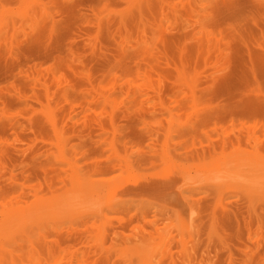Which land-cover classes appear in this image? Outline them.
Listing matches in <instances>:
<instances>
[{
  "label": "rangeland",
  "instance_id": "1",
  "mask_svg": "<svg viewBox=\"0 0 264 264\" xmlns=\"http://www.w3.org/2000/svg\"><path fill=\"white\" fill-rule=\"evenodd\" d=\"M262 54L264 0H0V264H264Z\"/></svg>",
  "mask_w": 264,
  "mask_h": 264
},
{
  "label": "bare ground",
  "instance_id": "2",
  "mask_svg": "<svg viewBox=\"0 0 264 264\" xmlns=\"http://www.w3.org/2000/svg\"><path fill=\"white\" fill-rule=\"evenodd\" d=\"M247 51H248V50H247ZM249 52L251 53V51H249ZM249 52H247V53L249 54ZM254 53L256 54V52H252V55H251L252 58H251V56H250V58H251L252 60H253V57H254V55H255ZM226 55H227V54H226ZM246 55H247V54H246ZM249 55H250V54H249ZM262 55H263V54H262ZM262 55H261V56H262ZM256 56H257V55H256ZM256 56H255V58H257ZM261 56H260V57H261ZM263 56H264V55H263ZM246 57H247V56H246ZM247 58H248V57H247ZM255 58H254V60L256 61ZM263 58H264V57H263ZM260 59H261V58H260ZM260 59H259V61H260ZM263 60H264V59H261V61H262L261 63H263ZM246 62L248 63L247 60H246ZM250 62H252V61H250ZM250 62H249V64H250ZM252 63H256V62H252ZM252 63H251L250 65H248V66H251ZM258 64H259V63L254 64V65L257 67ZM254 65H253V66H254ZM248 69H250V68L248 67ZM252 69H253V68H252ZM256 69H257V68H256ZM256 69H255V67H254V70H256ZM254 70H251V69H250V70H249L250 74H251V72L254 71ZM259 70H260V68H259ZM257 72H258V71L256 70L255 73H257ZM253 74H254V73L252 72L251 76H252ZM252 79H254L253 76H252ZM257 79H258V77L256 78V80H257ZM251 81H252V80H251ZM253 81H255V80H253ZM258 81H259V80H258ZM258 81H257V82H258ZM255 82H256V81H255ZM261 83H262V82H261ZM250 85H251V84H250ZM260 85H261V84H260ZM252 86H253V85H252ZM252 86H251V87H252ZM255 86H257V84H255L254 87H255ZM255 88H256V87H255ZM257 88H258V87H257ZM249 90H252V89L250 88ZM254 90H255V89H254ZM254 90H253V91H254ZM256 90H257V89H256ZM256 90H255V91H256ZM258 90H261V89L258 88ZM258 90H257V92H258ZM248 92H251V91H248ZM257 92H256V93H257ZM259 92H261V91H259ZM262 92H263V90H262ZM249 95H250V94H248L247 96H249ZM258 95H259V94H258ZM260 96H261V95H260ZM244 97H245V96H244ZM251 97H252V95L249 97V100L255 98L254 95H253V98H251ZM250 98H251V99H250ZM259 98H260V97H259ZM255 100H256V98H255ZM244 101H245V100H244ZM251 101H252V100H251ZM253 101H254V100H253ZM253 101H252V102H253ZM259 101H261L259 104H261V105L264 104V94H263V99L260 98ZM259 101H258V102H259ZM247 102H248V101H247ZM254 102H255V101H254ZM254 102H253V103H254ZM262 102H263V104H262ZM243 103H244V102H243ZM248 103H249V102H248ZM255 103H256V102H255ZM239 106H240V105H239ZM263 106H264V105H263ZM254 108H255V107H254ZM262 111H263V110H262ZM262 111H261V112H262ZM46 114H48V113H46ZM47 116H48V115H47ZM50 117H51V116H50ZM52 123H53V125L55 124L54 121H52ZM251 134H252V133H251ZM250 136H251V135H250ZM254 136H255V135H254ZM238 137H239V136H238ZM231 141H232V140H231ZM252 141H253V140H252ZM232 146H233V145H232ZM223 148H224V147H223ZM234 149H235V148H234ZM171 199H172V198H171ZM232 260H233V259H232Z\"/></svg>",
  "mask_w": 264,
  "mask_h": 264
}]
</instances>
